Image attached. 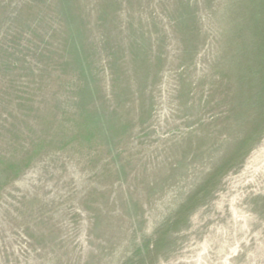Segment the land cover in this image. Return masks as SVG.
Segmentation results:
<instances>
[{"label": "rangeland", "instance_id": "374dc122", "mask_svg": "<svg viewBox=\"0 0 264 264\" xmlns=\"http://www.w3.org/2000/svg\"><path fill=\"white\" fill-rule=\"evenodd\" d=\"M0 264H264V0H0Z\"/></svg>", "mask_w": 264, "mask_h": 264}]
</instances>
